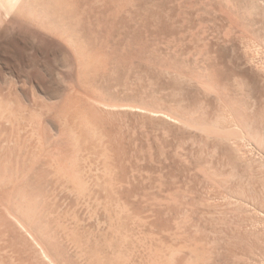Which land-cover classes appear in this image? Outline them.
Returning <instances> with one entry per match:
<instances>
[{"label": "rangeland", "instance_id": "374dc122", "mask_svg": "<svg viewBox=\"0 0 264 264\" xmlns=\"http://www.w3.org/2000/svg\"><path fill=\"white\" fill-rule=\"evenodd\" d=\"M70 3V10L63 5L57 15L59 24L65 16L69 32L65 24L59 27L77 45L100 57V70L93 77L98 86L94 80L91 87L83 83L65 37L45 32L34 21L2 16L0 113L13 111L12 119L17 121L10 124L0 114V151L8 149L9 138L38 142L39 134L45 143L72 142L71 106L85 85L106 103L116 105L100 111L96 121L93 118L102 139L99 143L93 131H83L89 143L96 140L98 153L91 157L109 163L103 229L107 249L121 250L113 263L242 264L234 256L239 249L251 259L257 257L253 247L260 245L240 220L256 217L254 207L264 214L257 202L264 187V165L238 161L226 145L178 118L207 121L227 103L254 120L264 136V73L255 67L264 66L263 0ZM219 192H242L258 198L254 201L258 205L249 211H229L216 198ZM92 215V227L77 234L90 245L97 229Z\"/></svg>", "mask_w": 264, "mask_h": 264}, {"label": "bare ground", "instance_id": "6f19581e", "mask_svg": "<svg viewBox=\"0 0 264 264\" xmlns=\"http://www.w3.org/2000/svg\"><path fill=\"white\" fill-rule=\"evenodd\" d=\"M70 1L71 0H0V18L2 16L10 17L11 15V17H15L16 20H31L34 21V23L36 22L42 29H45V32L50 31L52 35L57 34L65 37L64 39H66V43L71 45V52L73 49V52L75 53L74 57L76 56L75 59L79 65L78 71L83 79V83L87 87H91L90 85L94 83L93 77L100 70V57L92 51L90 52L86 50L84 45L83 47L77 45V40H74L73 36L65 32L67 29L66 24L63 23V18L65 16L61 18L63 20L61 23L65 24L62 25L66 27L65 30L62 31L59 27L61 23H58L59 18L57 15L60 10L59 8H62L64 5L67 10H70L72 4ZM62 10L67 12V10ZM63 11H60V13ZM74 20L76 21V19ZM60 21L61 20L59 19V22ZM34 23L33 25H35ZM72 25L74 26V24ZM73 32H75V30ZM76 37L75 39H77ZM62 39L63 38H61V40ZM64 39L63 41L65 43ZM261 65L258 66V64H256L255 67L259 69L260 72L262 71L264 73V66ZM85 85L82 89V95L76 98L71 106L74 117L72 120H74V123L72 122L73 124H71L69 131L71 130L73 136L72 142L64 146L51 144L50 141H48L49 143H45V141L40 138V134L39 137L37 136L38 134H35V137H38V142L29 141V143H21L20 140L9 138L7 141V143L10 144L8 149L4 152H2L3 150L0 151V264H114L113 260L120 253V249H117L118 247H112L109 250L107 249L105 238L106 233H104L103 229L104 210L106 206L104 204L106 202L104 200V192L108 190L105 191V187L109 184L106 183L107 181L105 178L107 164L104 165L101 159L99 160L91 157L92 154L98 153L94 151V142L96 143L97 140L99 143L102 140L97 134V125L93 118L96 121V115H98L100 111L104 110L106 112V110H111L116 107V105H111L112 102L110 103L109 101L106 103L104 99L100 98L99 95H96L97 91L93 93L90 91L92 88L89 90ZM11 113L13 114V111ZM11 113L0 114H5L4 117L8 119L6 121L10 123L15 120L12 119V116L15 113L13 115ZM217 113L218 115L216 114L215 118H210V120L199 123H196L195 121V123H191L185 116H180L178 119L184 125L199 129L204 132L207 137L226 145L229 150L233 152L236 157L235 159L238 161L246 164L257 162L261 163L263 166L264 136L261 133L262 129L260 130V128L255 126L254 120L251 119L250 121L246 114H243L242 112L240 113L236 107L227 103H224L223 107ZM170 115L172 116V114ZM25 121L27 122V120ZM39 123L37 124L39 125ZM65 125L67 124L65 123ZM86 129L93 131L92 134H94V138L96 139L93 143H89L87 140L89 137H85L84 130ZM34 130L32 131L34 132ZM43 137L44 136L42 135V138ZM251 189L252 188H250V190ZM259 192L260 193L257 194L259 196L257 202L261 208H264V187H262ZM216 198L222 199V205L229 208V211L230 209H246L249 211L253 206L258 205L257 203H254L258 198L255 199L245 196L242 192L241 194L219 192L216 194ZM106 200H108V198ZM204 205L206 204L204 203ZM253 209H255V213L257 212L256 217L242 219L240 220V225L242 224L241 227L243 226L245 231H248L254 236L253 238L256 239L255 242L260 246L253 247V249L258 250L257 257L254 258L251 255L253 259L249 258L248 252H240L239 249V253L236 252L234 256L237 259L244 261V263L240 261L242 264H248V262H250L249 260H252L254 264H264V214L259 215L258 213H260V209L258 212L257 207H254ZM77 210L80 211L78 215L76 214ZM71 212H74V218L71 216ZM255 213H253L254 216ZM92 214L96 216L95 218L97 221L94 245L87 244L85 243L86 241L82 242L83 239L80 241L78 238V232L80 230L86 231L92 227L90 224ZM115 223L113 225H115ZM111 227L113 226L111 225ZM108 230L109 229H107V231ZM247 238L249 239L250 236H247ZM249 241L247 240L246 242ZM231 257L233 256L231 255ZM205 263L206 262L203 264ZM180 264H189V262L184 260Z\"/></svg>", "mask_w": 264, "mask_h": 264}]
</instances>
